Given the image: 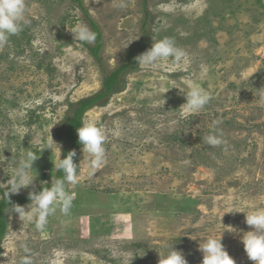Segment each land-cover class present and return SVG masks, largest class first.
Returning <instances> with one entry per match:
<instances>
[{
	"label": "rangeland",
	"instance_id": "rangeland-1",
	"mask_svg": "<svg viewBox=\"0 0 264 264\" xmlns=\"http://www.w3.org/2000/svg\"><path fill=\"white\" fill-rule=\"evenodd\" d=\"M82 4L25 0L26 26L0 48V184L28 151L37 158L34 185L12 195L54 181L69 105L101 92L103 71L127 63L144 36L137 57L171 37L187 58L137 63L122 92L85 114L104 128L105 163L92 172L80 148L70 214L57 209L43 230L10 211L0 264H19L25 247L32 264H159L172 246L202 264L209 237L236 264H255L241 240L254 230L246 213L264 209V0H149L148 27L142 0ZM84 10L103 35L101 65L85 46L95 41L71 32H93ZM194 86L211 96L198 113L182 107ZM217 131L224 143L204 145Z\"/></svg>",
	"mask_w": 264,
	"mask_h": 264
},
{
	"label": "clouds",
	"instance_id": "clouds-1",
	"mask_svg": "<svg viewBox=\"0 0 264 264\" xmlns=\"http://www.w3.org/2000/svg\"><path fill=\"white\" fill-rule=\"evenodd\" d=\"M26 24L25 0H0V48L6 46L12 36L18 35ZM71 32L74 34V39L82 43H94L96 39L95 33L87 26L78 25ZM186 58V52L177 46L175 39L165 37L155 41L152 47L136 57V60L139 67L145 69L156 68L163 61L169 59L173 63L179 64L186 61ZM183 94L186 96V103L182 107L191 113L200 112L211 100L210 94L199 86H194ZM219 123V121H214L213 128H217ZM77 134L83 153L86 152L90 157L88 166L92 172H95L105 163L106 159L104 128L95 121L89 120L82 123V126L77 129ZM202 141L204 145L210 147H217L224 143L222 135L218 131L204 136ZM75 156L76 152L73 150L55 165L63 173V176L53 181L51 187H43L38 193L30 192L29 200L31 203L26 206L14 205L11 211L18 213L21 220L24 217L34 218L35 227L38 230L44 229L48 217L54 215L57 209L62 214L69 215L74 193H70L67 186L78 182L77 169L79 166L74 163ZM36 160L34 154L28 151L26 158L16 161L13 176L6 184H0V187L6 186V198L10 194H18L21 189L34 185L35 178L31 172ZM246 224L254 230L242 236L241 242L245 252L255 264H264V209H256L246 213ZM199 250L203 253L202 264H236L235 260L225 250L222 238H207L200 243ZM24 251L26 255L21 257L19 264H32L30 249L25 247ZM160 257L159 264H188L183 252L175 250L174 246L170 248L167 255H160Z\"/></svg>",
	"mask_w": 264,
	"mask_h": 264
},
{
	"label": "trees",
	"instance_id": "trees-1",
	"mask_svg": "<svg viewBox=\"0 0 264 264\" xmlns=\"http://www.w3.org/2000/svg\"><path fill=\"white\" fill-rule=\"evenodd\" d=\"M71 1L77 3L80 7L83 6L82 0ZM148 2L149 0H142V11L145 13L143 27L147 26V22L151 16L149 10L147 9ZM84 11L90 21V25L92 26L93 32L96 36L95 43L93 46H90L88 44H85V46L88 48V51L90 52L92 57L101 65V52L104 44L103 35L100 30V27L89 18L86 10ZM145 40L146 38L144 36L143 40L141 39L137 47L129 52L127 63L110 73L105 72V70L103 71L104 79L103 89L101 92L97 93L91 98L82 100L78 103H71L69 105V113L62 125L64 127L62 137L65 139L66 144L62 150V159L65 158L69 152L74 150L76 152V156L74 157V163L79 166L78 151L80 150L82 145L79 143L77 129L82 126L84 116L88 111H90L95 106H98L102 101L109 99L113 94L122 92L125 89V78L131 70L136 69V64L138 63L136 57L139 54L140 50L147 44ZM62 176L63 173L57 170L54 176V181L58 178H61ZM51 185L52 183L45 184L39 189L35 190V192L38 193L42 190L43 187H51ZM5 191L6 189H2L0 187V256L3 252V241L9 229V212L11 211L14 205L26 206L31 203V201L29 200L30 192L21 195L10 194L6 198Z\"/></svg>",
	"mask_w": 264,
	"mask_h": 264
}]
</instances>
